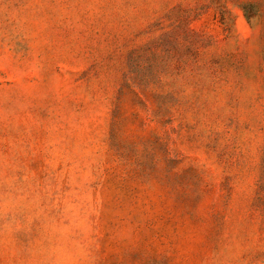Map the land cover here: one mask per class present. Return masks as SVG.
Segmentation results:
<instances>
[{
	"label": "rangeland",
	"instance_id": "374dc122",
	"mask_svg": "<svg viewBox=\"0 0 264 264\" xmlns=\"http://www.w3.org/2000/svg\"><path fill=\"white\" fill-rule=\"evenodd\" d=\"M0 264H264V0H0Z\"/></svg>",
	"mask_w": 264,
	"mask_h": 264
}]
</instances>
